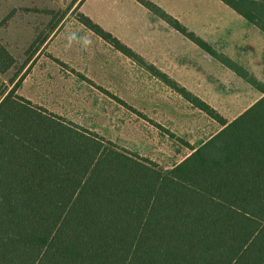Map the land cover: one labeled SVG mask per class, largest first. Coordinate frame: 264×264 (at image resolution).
<instances>
[{
    "label": "trees",
    "instance_id": "1",
    "mask_svg": "<svg viewBox=\"0 0 264 264\" xmlns=\"http://www.w3.org/2000/svg\"><path fill=\"white\" fill-rule=\"evenodd\" d=\"M152 15L263 94L232 122L84 14L221 130L171 169L18 95L0 97V264H264V84L148 0ZM264 34V0H219ZM17 59L0 41V74Z\"/></svg>",
    "mask_w": 264,
    "mask_h": 264
},
{
    "label": "rangeland",
    "instance_id": "2",
    "mask_svg": "<svg viewBox=\"0 0 264 264\" xmlns=\"http://www.w3.org/2000/svg\"><path fill=\"white\" fill-rule=\"evenodd\" d=\"M115 1L122 9L119 16L112 9ZM208 1L215 3L183 0L180 5L191 22L193 10L208 6ZM84 2L0 0V41L17 59L14 69L0 74V95L23 79L20 96L162 169L173 168L191 154V147L216 135L221 125L150 70L77 24ZM88 8L101 12L112 24L108 28L149 64L160 71L161 65L174 71L167 75L194 95L200 93L227 120L240 116L259 99L261 93L238 74L166 24L164 28L142 18L127 0L92 1ZM163 43L169 51H162ZM237 44L243 51L220 42L211 46L218 54L224 55V50L236 57L237 63L224 55L249 73L254 70L264 84L260 44L252 39L237 40ZM145 54L160 65L151 63ZM11 79H16L14 85Z\"/></svg>",
    "mask_w": 264,
    "mask_h": 264
},
{
    "label": "crops",
    "instance_id": "3",
    "mask_svg": "<svg viewBox=\"0 0 264 264\" xmlns=\"http://www.w3.org/2000/svg\"><path fill=\"white\" fill-rule=\"evenodd\" d=\"M92 1L95 2V1H98V0H86V2L82 3L81 8L79 9V11L81 13H83L85 16L91 18L96 24L100 25L102 28L104 27V29L106 31L112 33L115 37H117L119 40H121L124 44H126L131 49H133L132 48L133 46H131L129 43H127L126 39L118 36L114 29L110 30L108 28L112 24L104 19V17L101 14V12H98V11H96L94 9L88 8V5ZM99 1H101V0H99ZM134 1L135 0H127V2L129 3L130 8L134 9L137 13H139L142 18L148 19L151 22H153L154 24L159 25L160 27H162V26L164 27L166 25L168 26V24H166L164 21H162L161 19H159L156 16L152 15L140 3L136 2V1H135L136 2L135 3ZM148 1H151V2L155 3L156 5H158L159 7H161L164 11H166L168 14H170L171 16L176 18L188 30L192 31L197 37H199L200 39L205 41L210 46H211V44L212 45H216V43L220 42V43H224L225 45L226 44L232 45L234 48L243 51L242 46L237 44V40H241L242 39L243 41H245L246 39H248V40L252 39L257 44H260V46H259V48L261 49L260 51L261 52L264 51V45H263L264 44V34L258 28H256L255 26L254 27L256 29H254V27H251V24H250V27H249L248 23H246V20L243 17H241L240 15H239L240 17H238L237 16L238 14L236 12H234L231 8H229L228 6H226L224 3H222L219 0H215V3H212L211 1H208V6L207 5L203 6V7L199 6L198 10L194 9L193 10V19H192L191 22L187 18L188 14H185L184 13L185 11H182V5H180V4L183 2V0H148ZM117 3H119V1H115L113 3L112 9L115 12L118 11L117 16H119L120 15V11L122 9H121L120 5L117 4ZM214 10L218 12L217 13L218 15H215V13H213ZM235 13L237 15H235ZM240 20H243L245 22L244 24H247V26L245 27L244 25H242L241 24L242 21L240 22ZM76 21H77V19H76ZM78 23L79 22L77 21V24ZM164 24H166V25H164ZM232 24H237V25L240 24V25H242V28L234 30L233 28H231ZM80 25L83 26L82 24H80ZM83 28L86 29L87 31H90L85 26H83ZM164 28H167V27H164ZM91 33L96 38H99L100 40H102L100 37L95 35L93 32H91ZM102 41L105 42L104 40H102ZM162 45L165 46L164 49H162V51H169L168 50L169 47L167 45H165L164 43ZM211 47L213 48V46H211ZM222 53L224 55L228 56L229 58H231L233 61L235 60L234 62L238 61L236 59V57L234 58L232 55L231 56L227 55L226 51L222 50ZM139 55H141V54H139ZM145 56L149 57L151 63H154L156 65H160L159 62L158 61L156 62L154 60V58H152V56H150L149 54H145ZM252 56H255V55H252ZM163 57L165 58V55L162 54L161 58H163ZM211 58H213V57H211ZM160 69L162 70V72H164L166 74H173V72H174V71L168 69V67L165 68V66H162V65H161ZM250 73H252L256 78H258V76H257V74H256V72L254 70H250ZM194 93H196L195 95H197L198 97L203 98V96L200 93H198V94H197V92H194ZM18 95H19V93H18ZM0 97H1V95H0ZM262 97H263V94L261 93L259 99H261ZM29 101H31V100H29ZM31 102L34 105L43 108L42 106L34 103L33 101H31ZM47 111L52 113V114H54V115H56V116H58V117H62V116H59V115H57V114H55V113H53V112H51L49 110H47ZM224 118L227 120L228 117H224ZM236 118L237 117H234V118H232V120H230V121L227 120V121L228 122H232ZM70 122H72V121H70Z\"/></svg>",
    "mask_w": 264,
    "mask_h": 264
},
{
    "label": "water",
    "instance_id": "4",
    "mask_svg": "<svg viewBox=\"0 0 264 264\" xmlns=\"http://www.w3.org/2000/svg\"><path fill=\"white\" fill-rule=\"evenodd\" d=\"M204 144V141H202L201 143H200V146H202Z\"/></svg>",
    "mask_w": 264,
    "mask_h": 264
}]
</instances>
